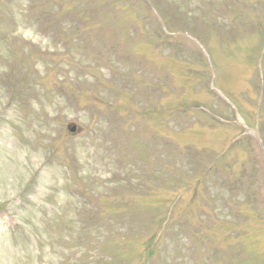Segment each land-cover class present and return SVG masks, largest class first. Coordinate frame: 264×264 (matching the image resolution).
I'll return each instance as SVG.
<instances>
[{
	"label": "rangeland",
	"instance_id": "1",
	"mask_svg": "<svg viewBox=\"0 0 264 264\" xmlns=\"http://www.w3.org/2000/svg\"><path fill=\"white\" fill-rule=\"evenodd\" d=\"M260 137L264 0H0V264H264Z\"/></svg>",
	"mask_w": 264,
	"mask_h": 264
},
{
	"label": "water",
	"instance_id": "2",
	"mask_svg": "<svg viewBox=\"0 0 264 264\" xmlns=\"http://www.w3.org/2000/svg\"><path fill=\"white\" fill-rule=\"evenodd\" d=\"M71 131H73V132H74V131H75V127H72V128H71Z\"/></svg>",
	"mask_w": 264,
	"mask_h": 264
}]
</instances>
